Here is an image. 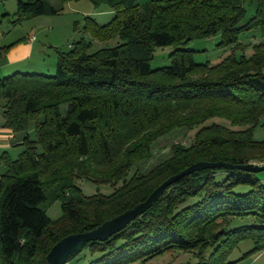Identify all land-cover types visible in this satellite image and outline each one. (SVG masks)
Segmentation results:
<instances>
[{
    "label": "trees",
    "instance_id": "obj_1",
    "mask_svg": "<svg viewBox=\"0 0 264 264\" xmlns=\"http://www.w3.org/2000/svg\"><path fill=\"white\" fill-rule=\"evenodd\" d=\"M57 1L58 7L17 0L18 18L58 15L64 3L80 0ZM88 1L108 7L113 17L103 25L86 17L84 30L121 43L88 53L81 39L57 51L51 76L0 78V128L24 134L17 157L0 158L6 167L0 174V264H48L46 255L59 240L131 209L194 163H264V140L253 139L257 126L264 129V42L249 57L231 54L216 65L197 64L187 47L218 34L219 45L233 46L253 29L264 37V0ZM247 1L255 3V13L241 23ZM167 46L175 48L170 64L151 69L154 50ZM212 118L230 127L203 125ZM30 122L34 139L26 133ZM195 129L189 144H172L168 157L140 171L159 139ZM76 179L123 184L108 196H86ZM51 189L61 200L55 221L39 208ZM245 240L252 243L248 253L264 251V182L258 173L207 168L181 177L123 230L81 252L89 253L87 264H127L171 250L193 252L197 264H234L230 255Z\"/></svg>",
    "mask_w": 264,
    "mask_h": 264
},
{
    "label": "rangeland",
    "instance_id": "obj_2",
    "mask_svg": "<svg viewBox=\"0 0 264 264\" xmlns=\"http://www.w3.org/2000/svg\"><path fill=\"white\" fill-rule=\"evenodd\" d=\"M49 5L58 7L57 0H44ZM152 0H140V5H145ZM62 12L58 15L27 16L18 18L17 0H0V69L13 64L15 59L27 54L28 61L13 67L9 72H0V78L17 72L38 73L51 76L54 74L56 66L57 51L67 52L72 46L81 39L89 43L88 53L96 50L111 48L119 43L120 39L116 36L111 40L100 41L94 39L84 30L85 18H93L98 25H103L113 17L112 11L102 5L95 8L88 0L68 1L63 4ZM245 15L241 23H245L255 13V3L247 1L244 4ZM220 35H215L205 39L193 40L187 47L194 50V60L197 64L208 63L216 65L228 55L235 57L245 55L249 57L253 53V47L264 42V37L258 29H253L240 34L237 46H221ZM14 43V44H13ZM12 45V46H11ZM236 46V47H235ZM174 46L156 48L153 52V59L150 62L151 69H158L170 64L169 54L174 50ZM26 50V52H24ZM25 54V55H24ZM6 71V70H2ZM203 75H193V78ZM4 101L0 107V127L3 125L2 117ZM61 112L65 113L66 107H61ZM212 123L222 124L230 127L228 122L221 118H212L203 125ZM197 131H174L171 134L161 138L154 144L153 156L145 163H140V171L146 172L161 160L169 156V148L176 142L189 144L190 139ZM31 139H34V124L30 122L26 132ZM23 133H17L16 138L11 140L7 148H0V158L5 153L9 159H15L22 151V147L17 144L21 141ZM255 141L264 140V129L257 126L253 131ZM263 164V163H256ZM6 167L0 160V174L4 173ZM135 172V166L132 167L127 176L128 180ZM258 178L264 182V171L258 173ZM123 180L118 181L115 186L105 183H94L85 179H76L75 186L80 188L84 195H105L113 193L114 189L120 187ZM237 192H245L247 188H238ZM55 189L46 191V200L39 208L43 210L47 217L52 221L59 219L62 215L61 200ZM252 249V243L249 240L242 241L232 251L230 255L234 264H264V251L257 253H248ZM90 259L89 253L84 250L68 261L67 264H87ZM198 259L193 252L171 250L164 252L156 257L147 260H135L127 264H197Z\"/></svg>",
    "mask_w": 264,
    "mask_h": 264
},
{
    "label": "water",
    "instance_id": "obj_3",
    "mask_svg": "<svg viewBox=\"0 0 264 264\" xmlns=\"http://www.w3.org/2000/svg\"><path fill=\"white\" fill-rule=\"evenodd\" d=\"M214 169V168H225V169H240L246 172L260 173L264 171V163H248L245 165H232L229 163L219 162H197L184 169L180 173L171 176L161 185H159L145 201L140 202L133 206L131 209L126 210L118 216H115L96 228L83 232L68 235L57 243H55L48 254L46 255V260L48 264H67L68 261L79 254L83 247L90 242H104L111 236L117 234L123 230L128 224L133 222L138 216L145 213L150 209L162 196L166 188L172 183L179 180L181 177L192 174L197 171H202L204 169Z\"/></svg>",
    "mask_w": 264,
    "mask_h": 264
},
{
    "label": "crops",
    "instance_id": "obj_4",
    "mask_svg": "<svg viewBox=\"0 0 264 264\" xmlns=\"http://www.w3.org/2000/svg\"><path fill=\"white\" fill-rule=\"evenodd\" d=\"M24 52H26V50ZM14 61L15 62L13 64H10L9 66L3 67V69L6 71H2L3 69H0V72L1 73L9 72L10 70H12L13 67H16V65H19L23 62L28 61L27 54L25 56H21L20 59H15ZM15 138H16V134H13L11 131H9L7 129L0 128V148H7L11 144V140H14ZM20 143H21V141H19V143H17V144H20Z\"/></svg>",
    "mask_w": 264,
    "mask_h": 264
}]
</instances>
